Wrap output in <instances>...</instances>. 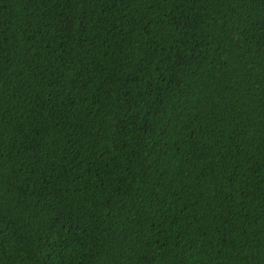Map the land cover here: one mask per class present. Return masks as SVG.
I'll use <instances>...</instances> for the list:
<instances>
[{
    "label": "trees",
    "instance_id": "1",
    "mask_svg": "<svg viewBox=\"0 0 264 264\" xmlns=\"http://www.w3.org/2000/svg\"><path fill=\"white\" fill-rule=\"evenodd\" d=\"M0 264H264V0H0Z\"/></svg>",
    "mask_w": 264,
    "mask_h": 264
}]
</instances>
